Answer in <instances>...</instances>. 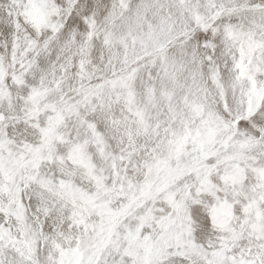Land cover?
I'll return each instance as SVG.
<instances>
[{
    "label": "snow or ice",
    "instance_id": "snow-or-ice-1",
    "mask_svg": "<svg viewBox=\"0 0 264 264\" xmlns=\"http://www.w3.org/2000/svg\"><path fill=\"white\" fill-rule=\"evenodd\" d=\"M0 264H264V0H0Z\"/></svg>",
    "mask_w": 264,
    "mask_h": 264
}]
</instances>
